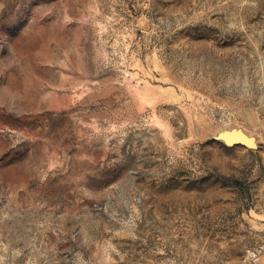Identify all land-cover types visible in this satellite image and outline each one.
Segmentation results:
<instances>
[{"label":"rangeland","instance_id":"obj_1","mask_svg":"<svg viewBox=\"0 0 264 264\" xmlns=\"http://www.w3.org/2000/svg\"><path fill=\"white\" fill-rule=\"evenodd\" d=\"M0 264H264V0H0Z\"/></svg>","mask_w":264,"mask_h":264}]
</instances>
